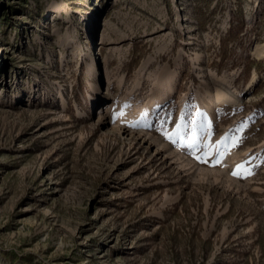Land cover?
Returning a JSON list of instances; mask_svg holds the SVG:
<instances>
[{
  "label": "rangeland",
  "instance_id": "1",
  "mask_svg": "<svg viewBox=\"0 0 264 264\" xmlns=\"http://www.w3.org/2000/svg\"><path fill=\"white\" fill-rule=\"evenodd\" d=\"M256 49L264 0H0V264H264Z\"/></svg>",
  "mask_w": 264,
  "mask_h": 264
},
{
  "label": "snow or ice",
  "instance_id": "2",
  "mask_svg": "<svg viewBox=\"0 0 264 264\" xmlns=\"http://www.w3.org/2000/svg\"><path fill=\"white\" fill-rule=\"evenodd\" d=\"M177 127L179 128L180 126L178 125ZM207 127L210 128L211 125L209 124V125H207ZM209 135H211L210 132H209ZM167 138L170 139V140L172 139L171 136H168ZM193 139H195V137H193ZM229 139H230L229 134L226 133L225 136L222 137L221 140L217 142L216 156L218 157V159L216 160V163H219L220 162V158H222L223 155H224V153L219 150L220 147H222V146L226 147L227 146V142L229 141ZM231 139H232L233 145L238 143V141L235 139V137H232ZM173 143H175V141H173ZM189 147H192V145L189 144ZM204 147L207 148V147H210V145H204ZM211 154H212L211 152H205L203 157H201L199 155H196V159L200 160L201 162H205L206 163L207 162V159H206L207 156H209ZM194 155H195V153H194ZM241 168H242V166H241ZM240 174H241V169L240 168H238L237 171L233 172V175H235V176H238ZM248 174H250V172Z\"/></svg>",
  "mask_w": 264,
  "mask_h": 264
},
{
  "label": "bare ground",
  "instance_id": "3",
  "mask_svg": "<svg viewBox=\"0 0 264 264\" xmlns=\"http://www.w3.org/2000/svg\"><path fill=\"white\" fill-rule=\"evenodd\" d=\"M102 40H104V34H103V36H102V38H101V41ZM253 54L255 55V54H258V55H260L261 57H264V52H262V51H260L259 49H256V50H254V52H253ZM199 59H200V56L198 55L197 56ZM176 74H172V75H170L171 77L172 76H175ZM176 77V76H175ZM249 87H252V84H249ZM250 89V88H249ZM226 96H224V98H225ZM227 98H228V96H227ZM224 100V99H223ZM228 102V101H227ZM230 102V101H229ZM150 115V114H149ZM148 116V115H147Z\"/></svg>",
  "mask_w": 264,
  "mask_h": 264
}]
</instances>
